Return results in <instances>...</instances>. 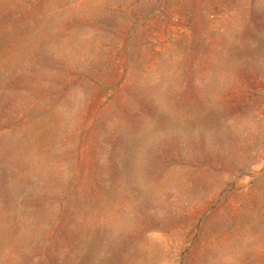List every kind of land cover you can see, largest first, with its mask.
<instances>
[{
	"label": "rangeland",
	"instance_id": "1",
	"mask_svg": "<svg viewBox=\"0 0 264 264\" xmlns=\"http://www.w3.org/2000/svg\"><path fill=\"white\" fill-rule=\"evenodd\" d=\"M0 264H264V0H0Z\"/></svg>",
	"mask_w": 264,
	"mask_h": 264
}]
</instances>
